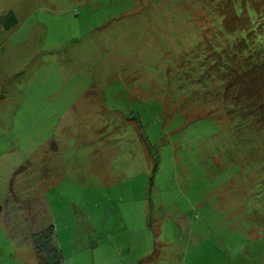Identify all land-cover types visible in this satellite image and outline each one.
Masks as SVG:
<instances>
[{
  "label": "rangeland",
  "instance_id": "rangeland-1",
  "mask_svg": "<svg viewBox=\"0 0 264 264\" xmlns=\"http://www.w3.org/2000/svg\"><path fill=\"white\" fill-rule=\"evenodd\" d=\"M216 7L0 0V264L49 227L63 264H264V102L195 59Z\"/></svg>",
  "mask_w": 264,
  "mask_h": 264
},
{
  "label": "trees",
  "instance_id": "trees-1",
  "mask_svg": "<svg viewBox=\"0 0 264 264\" xmlns=\"http://www.w3.org/2000/svg\"><path fill=\"white\" fill-rule=\"evenodd\" d=\"M211 1L217 5L216 15L221 19L220 34L214 33L215 40L206 42V47L205 44H200L195 52V59L199 62L200 57L208 56V59L200 60V63L207 73L215 74L226 84L223 102L228 97L231 101L236 98L238 103L241 102V96L246 95L244 99H249V111L251 105L254 106L260 100L264 102V0ZM234 36H238L240 40L235 41L232 39ZM234 103L235 101L233 106ZM234 107L239 108L237 104ZM247 111L245 118L251 116ZM258 121L263 130L264 118L261 119L259 115ZM142 138L147 145L144 136ZM147 147L149 148L148 145ZM149 155L156 170L158 159L150 148ZM2 214L3 209L0 207V221ZM32 242L38 264L63 263L62 252L54 240L53 227L33 235Z\"/></svg>",
  "mask_w": 264,
  "mask_h": 264
},
{
  "label": "crops",
  "instance_id": "crops-1",
  "mask_svg": "<svg viewBox=\"0 0 264 264\" xmlns=\"http://www.w3.org/2000/svg\"><path fill=\"white\" fill-rule=\"evenodd\" d=\"M93 257V256H92ZM64 260V259H63ZM142 260V259H141ZM151 257L150 258H148V261L146 260V261H144V262H139V264H150V263H152L151 261H153L154 259H152L151 261ZM119 261H120V263L121 264H132V263H125L124 261H122V257L121 258H119ZM140 261V260H139ZM63 264V263H62ZM79 264V263H78ZM91 264H95V259H93L92 260V263ZM136 264H138V261L136 262Z\"/></svg>",
  "mask_w": 264,
  "mask_h": 264
}]
</instances>
